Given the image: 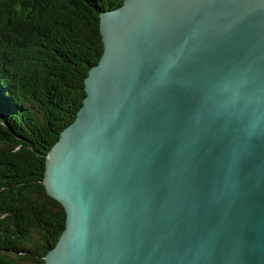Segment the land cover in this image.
<instances>
[{
    "label": "water",
    "instance_id": "obj_1",
    "mask_svg": "<svg viewBox=\"0 0 264 264\" xmlns=\"http://www.w3.org/2000/svg\"><path fill=\"white\" fill-rule=\"evenodd\" d=\"M99 32L44 264H264V0H123Z\"/></svg>",
    "mask_w": 264,
    "mask_h": 264
},
{
    "label": "trees",
    "instance_id": "obj_2",
    "mask_svg": "<svg viewBox=\"0 0 264 264\" xmlns=\"http://www.w3.org/2000/svg\"><path fill=\"white\" fill-rule=\"evenodd\" d=\"M123 0H0V264H44L65 212L42 184L103 51L99 13Z\"/></svg>",
    "mask_w": 264,
    "mask_h": 264
}]
</instances>
